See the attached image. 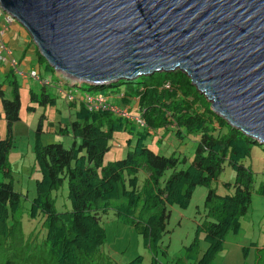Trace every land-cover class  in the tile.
<instances>
[{
	"label": "trees",
	"instance_id": "1",
	"mask_svg": "<svg viewBox=\"0 0 264 264\" xmlns=\"http://www.w3.org/2000/svg\"><path fill=\"white\" fill-rule=\"evenodd\" d=\"M34 53L25 78L35 79L33 60L45 62L36 47ZM7 54L0 59L8 63L0 71V264H117L104 250L108 215L140 235L156 264L171 207L187 208L198 186L206 188L203 207L176 263L213 264L229 235L242 229L252 195L264 197V144L217 115L179 69L96 85L71 81L45 62L52 77L36 72L38 88L30 87L26 103L27 111L43 109L33 136L31 193L15 187L8 158L21 120V83L19 65ZM62 94L59 111L67 109V119L47 142L41 117ZM171 139L178 145L167 147ZM118 143L121 149L105 160ZM251 157L263 160L260 182ZM250 249L251 264H264V243L251 239L241 252ZM142 260L137 255L125 264Z\"/></svg>",
	"mask_w": 264,
	"mask_h": 264
},
{
	"label": "water",
	"instance_id": "2",
	"mask_svg": "<svg viewBox=\"0 0 264 264\" xmlns=\"http://www.w3.org/2000/svg\"><path fill=\"white\" fill-rule=\"evenodd\" d=\"M58 75L108 84L181 70L264 144V0H0Z\"/></svg>",
	"mask_w": 264,
	"mask_h": 264
},
{
	"label": "rangeland",
	"instance_id": "3",
	"mask_svg": "<svg viewBox=\"0 0 264 264\" xmlns=\"http://www.w3.org/2000/svg\"><path fill=\"white\" fill-rule=\"evenodd\" d=\"M15 27H17V24H15ZM19 27H17V29L21 32V35L20 37L18 35L15 36L16 40L19 38L17 42L13 43L11 40V48L13 52L12 58H24L22 65L18 67L16 74L17 80L21 83L19 91L21 99V120L17 122L16 132L14 131L16 146L9 153L8 158L13 170L15 187L22 188L23 190H29L33 193L36 175L35 171H31V167L34 162V154L32 152L33 136L37 121L42 114L43 109L42 107L36 106V109L33 111L26 110V103L29 98V89L31 86L38 88L39 81L35 80L36 78H24L23 76V74H27L30 70L34 50L29 47L27 48L26 53L21 55L23 49L20 47V44H25L24 37L27 36V30L21 24H19ZM45 62H43L41 66H39L37 62H33V67L36 72H40L41 75L46 74V77L50 78L52 77V71L49 70V68L45 70ZM19 73H21V76ZM71 81L75 80L71 79ZM53 89L55 88H50L52 91ZM64 97V94L59 97L57 107L55 105L46 108L45 114L47 115V118L45 116L41 117L43 118L44 128L42 136L47 142L54 141L52 139L54 138V134L51 130L58 125L59 120L65 121L67 119V109L66 113L65 111H59L61 104H64V101L62 102ZM2 122L3 118H1L0 136L5 133V125ZM169 144L170 145L166 146L170 147L171 145H178V141L171 139L169 140ZM119 146L120 143L113 144L110 150L106 152L105 160H111L115 153L121 149ZM249 161L254 164L253 166L257 171V182H260V168L263 165V160L259 159V157H251ZM205 193L206 188L198 186L194 190L193 196L187 208H180L177 206L171 207V216L168 223L170 231L166 232L163 237V243L160 245V248H157L155 256L157 261L156 264H177V258L183 254V247L187 245L194 236L196 222L198 221L200 210H202L203 207ZM263 212L264 197L260 196L258 193H254L252 195V203L249 213L242 220V229L238 234L229 235L228 242L225 244L224 249L216 254L213 264H251L253 259V249H250L246 256L242 254L241 249L242 245L247 244V242L251 239H257L259 243H264ZM103 226L106 231V244L104 246V250L106 253L113 256L117 264H125L137 255L143 256L142 264L151 263L153 256L150 253V250L144 247L142 238L133 229L119 222L112 215L104 217ZM202 245H204V243H202ZM164 249L166 250L165 254L162 252Z\"/></svg>",
	"mask_w": 264,
	"mask_h": 264
},
{
	"label": "crops",
	"instance_id": "4",
	"mask_svg": "<svg viewBox=\"0 0 264 264\" xmlns=\"http://www.w3.org/2000/svg\"><path fill=\"white\" fill-rule=\"evenodd\" d=\"M1 10V9H0ZM0 13H3L4 14V12L1 10L0 11ZM15 24H17V27H19V24L16 22V21H10V22H7L6 21V19H5V17H2V15L0 14V27H2L0 30L2 31V34H1V37H0V39H2L3 41H4V43H5V45H6V47H7V49H8V51H9V53L7 54L12 60H14L15 61V63H17L19 66H21L22 65V61L24 60V58L23 57H16V58H12V55H13V52H12V48H11V40H12V42L13 43H15V42H17L18 41V39L16 40V38H15V36H19L20 37V35H21V32L17 29V27H15ZM19 28H21V27H19ZM4 29H5V31H4ZM26 34H27V36L26 37H24V41H25V44H20V47L22 48V49H24L25 50V53H26V50H27V48H29V47H31L32 48V50H34V47H35V45L33 44V42H32V39H31V36L29 35V33L28 32H26ZM7 35H9V36H7ZM6 36V37H5ZM12 36V37H11ZM14 36V37H13ZM11 37V38H10ZM30 41L32 42V44L34 45H31L30 44ZM12 43V44H13ZM37 49V48H36ZM21 55H23V53L21 54ZM33 59H35V53H34V55H33ZM33 62H34V60H33ZM8 63L6 62H3V63H0V71H1V68H3V67H5L6 65H7ZM8 66V65H7ZM33 69H34V67L33 66H31ZM31 68V69H32Z\"/></svg>",
	"mask_w": 264,
	"mask_h": 264
},
{
	"label": "built area",
	"instance_id": "5",
	"mask_svg": "<svg viewBox=\"0 0 264 264\" xmlns=\"http://www.w3.org/2000/svg\"><path fill=\"white\" fill-rule=\"evenodd\" d=\"M7 18L9 20H11V18L9 16H7ZM1 34H2V31L0 30V37H1ZM3 50H5L6 53H9L8 49H6L5 45L3 44L2 40L0 39V59H1V53ZM11 62H12V65L14 66L15 61L13 60ZM29 75L33 78L37 77V74L34 70H32Z\"/></svg>",
	"mask_w": 264,
	"mask_h": 264
},
{
	"label": "bare ground",
	"instance_id": "6",
	"mask_svg": "<svg viewBox=\"0 0 264 264\" xmlns=\"http://www.w3.org/2000/svg\"><path fill=\"white\" fill-rule=\"evenodd\" d=\"M68 79H73L75 81H79L78 79H74V78H70V77H67ZM257 139V138H256Z\"/></svg>",
	"mask_w": 264,
	"mask_h": 264
},
{
	"label": "clouds",
	"instance_id": "7",
	"mask_svg": "<svg viewBox=\"0 0 264 264\" xmlns=\"http://www.w3.org/2000/svg\"><path fill=\"white\" fill-rule=\"evenodd\" d=\"M20 76H21V73H20ZM23 76H24V78L26 77V75H25V74H23Z\"/></svg>",
	"mask_w": 264,
	"mask_h": 264
}]
</instances>
